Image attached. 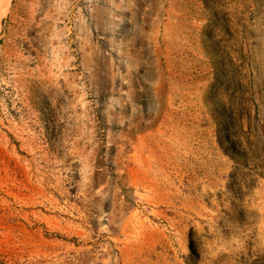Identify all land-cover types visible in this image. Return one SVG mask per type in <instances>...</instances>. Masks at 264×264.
<instances>
[{
    "label": "rangeland",
    "instance_id": "rangeland-1",
    "mask_svg": "<svg viewBox=\"0 0 264 264\" xmlns=\"http://www.w3.org/2000/svg\"><path fill=\"white\" fill-rule=\"evenodd\" d=\"M0 264H264V0H0Z\"/></svg>",
    "mask_w": 264,
    "mask_h": 264
}]
</instances>
